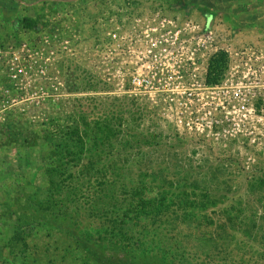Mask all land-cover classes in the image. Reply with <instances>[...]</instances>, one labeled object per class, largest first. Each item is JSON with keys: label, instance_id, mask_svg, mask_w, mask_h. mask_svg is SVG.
Listing matches in <instances>:
<instances>
[{"label": "rangeland", "instance_id": "rangeland-1", "mask_svg": "<svg viewBox=\"0 0 264 264\" xmlns=\"http://www.w3.org/2000/svg\"><path fill=\"white\" fill-rule=\"evenodd\" d=\"M9 2L0 0V44L39 42L42 31L53 39L55 31L49 30L61 26L55 17L47 15L37 25L29 17L38 14L39 5L25 8L17 1L14 9ZM16 12L22 15L18 21ZM68 24L76 25L71 14L65 16ZM16 26L23 30L20 35L13 34ZM75 33H66V47L58 45L54 55L62 78L58 101L34 104L13 88L15 103L0 113V264H152L129 254L142 242L140 234L118 231L124 246H116L105 230L119 227L124 221L117 215L125 211L144 225L145 214L170 209L174 217L193 207L195 213L185 222L191 231L177 220L162 225L166 235L173 228L180 232L170 238L182 245L174 253L177 263L193 256L195 264H236L239 259L264 264V231L254 233L264 227V160L248 172L230 149L213 148L162 118L146 99L126 87L115 89L98 68L102 52L93 49L105 36L98 35L94 43L87 33ZM8 84L0 73V89ZM88 162L92 171L82 175ZM163 189L180 197L160 203ZM108 191L113 198L104 196L96 211L97 195ZM202 194L210 198L203 200ZM233 225L251 227L252 235ZM216 226L225 229L217 237L222 248L209 261L191 240L210 239L209 230Z\"/></svg>", "mask_w": 264, "mask_h": 264}, {"label": "built area", "instance_id": "built-area-1", "mask_svg": "<svg viewBox=\"0 0 264 264\" xmlns=\"http://www.w3.org/2000/svg\"><path fill=\"white\" fill-rule=\"evenodd\" d=\"M154 16L139 31H108L94 42L104 80L146 99L176 128L215 149H230L235 162L253 171L264 160V39L232 31L223 20L206 27ZM40 35L39 42L0 44V73L9 82L0 89V113L15 103L13 88L34 104L60 98L54 55L67 40L58 33L51 41L47 32ZM219 54L224 65L218 74L211 62Z\"/></svg>", "mask_w": 264, "mask_h": 264}, {"label": "crops", "instance_id": "crops-1", "mask_svg": "<svg viewBox=\"0 0 264 264\" xmlns=\"http://www.w3.org/2000/svg\"><path fill=\"white\" fill-rule=\"evenodd\" d=\"M17 1L20 6L26 5L25 8L39 5V11H35L38 14L29 17L37 19V25L47 15L55 17L56 25L61 26L49 31L60 37L75 31L76 36L87 33L95 42L98 35L106 36L108 31H139L148 22L156 21V15L152 16L158 13L160 17L176 20L177 25L191 19L209 27L223 20L232 31L264 39V0H10L9 4L13 2L15 9ZM29 11L33 14L34 10ZM67 14L73 15L76 25H64ZM21 16L16 12L13 19L18 21ZM84 19L88 20L82 27ZM13 30L14 35L23 32L17 26Z\"/></svg>", "mask_w": 264, "mask_h": 264}, {"label": "trees", "instance_id": "trees-1", "mask_svg": "<svg viewBox=\"0 0 264 264\" xmlns=\"http://www.w3.org/2000/svg\"><path fill=\"white\" fill-rule=\"evenodd\" d=\"M224 65V56L223 54H219L216 58H214L211 62V69L216 71V73L222 70V67ZM77 132V131H76ZM77 134V133H76ZM71 146V145H70ZM64 147V146H63ZM68 147V146H67ZM71 168L73 166V164H70ZM84 169L80 170L79 173H81L82 175H87L91 173V165L88 163H86L85 165H83ZM196 181V180H194ZM200 191L202 192V189H200ZM181 195H185V197L187 198V193L184 194V192L180 191ZM106 197H111L113 198V195H111L108 192H104L103 195H97V202L96 204L98 205L95 210L99 211L100 209V204L103 201V199ZM179 194H176L174 192H169V191H164V189L161 191V194L159 196L158 201L160 203H164L165 200L169 201H174L178 199ZM180 197V196H179ZM201 199H209L210 196L208 195H203L202 194ZM186 202H189L192 204V201H187V199H183ZM195 207H193V211L192 210H185L182 212H179V215L177 214V212H175V216H172V212H170V209H168L167 211H163L161 212L160 210L158 212H152L150 213V215L148 216L147 214H145V216H143L144 221L141 223H138L136 221V219L138 218V216L136 215L135 217H127L129 214L127 213V211L123 212L121 214V216L117 215V218L120 220H123L124 222L119 226V227H115L112 226L111 228H108L107 230H105L107 232L108 235H111L112 240H111V245H116V246H124L123 243H121L120 241H123V239L120 240V238H117L118 235V231H120V234L122 235H129L131 237H134L136 234H140V238L142 240V242L137 244V247H130L129 244H127L129 247L128 248H132L133 252L130 251V253L133 254V256L141 259L144 258V260H146V262H150L152 264H190L191 262L193 264L194 263V257L191 256L192 258L189 257H182L181 259L178 260L177 263L176 258H175V254L176 251L178 249L182 248L181 242L177 241V240H170V238H173V236L175 238L179 237L180 235H178L180 232L176 229H170L173 230L172 234H168L166 235V232H164V228L165 226H162L165 224V222H167L168 224L171 221H175L177 220L178 222H182V225L180 227L184 228V229H188L190 228L189 226H187L185 222H189L188 219H190L193 215L192 213L194 212ZM170 212V213H169ZM155 215H154V214ZM97 214V213H96ZM158 216V217H157ZM191 216V217H190ZM190 217V218H189ZM123 218V219H122ZM196 218V217H195ZM116 220V219H115ZM148 222H145L147 221ZM134 222V224H131V222ZM130 225V226H128ZM233 227L235 229H240L239 231L241 232V234L245 235V236H250L252 235V228L251 227H235L234 225L231 227V229H233ZM219 230H222V232H225V229H223V227L220 229V227H215L212 228V230H209L210 233V239L208 240H199V241H192L191 243H196V245L194 246L195 251H201L203 254L206 255L207 259L209 261L214 260L213 257L215 258L216 255H214L212 252L217 250V252L222 248V244L220 243L219 239H217L218 235H219ZM188 231H191L190 229H188ZM187 231V233H188ZM238 231V230H237ZM262 231H264V227L260 226L257 227L256 231H254V233L261 234ZM194 236L193 232L191 234H187V236ZM107 237V236H106ZM127 238V237H125ZM103 240V239H102ZM187 241L189 243V240H186V246H187ZM180 245V246H179ZM132 246V245H131ZM179 246V247H178ZM188 252V251H187ZM221 260L222 257L218 256ZM196 260L198 258H195ZM203 261V260H201ZM225 261V260H224ZM250 262V259L247 260H242L240 261L237 260L236 264H245ZM147 264V263H144Z\"/></svg>", "mask_w": 264, "mask_h": 264}]
</instances>
